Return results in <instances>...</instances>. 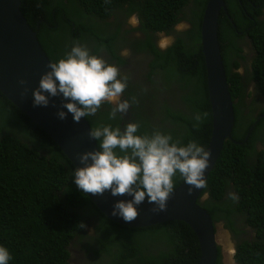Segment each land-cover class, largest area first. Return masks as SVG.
Here are the masks:
<instances>
[{"label": "trees", "instance_id": "obj_1", "mask_svg": "<svg viewBox=\"0 0 264 264\" xmlns=\"http://www.w3.org/2000/svg\"><path fill=\"white\" fill-rule=\"evenodd\" d=\"M206 1L20 0L19 9L50 63L79 43L117 66L121 78L127 76L120 97L130 103L127 114L110 120L114 104L105 103L94 116L84 117L90 130L100 125L123 130L138 123L137 135L160 131L182 145L196 141L206 148L211 118L199 42ZM223 2L216 35L232 100L233 141L223 142L201 191L205 198L197 203L229 230L236 264H264V105L254 114L256 103L264 100L258 98H264V37L253 34V58L244 53L243 37L254 22L264 29V0ZM129 16L136 19L133 27L126 26ZM181 22L189 26L177 30ZM160 35L171 37L163 49L156 43ZM124 48L142 55L144 64L132 62L122 54ZM250 81L253 92L247 93ZM205 112L203 123L194 127L195 115ZM74 173L50 137L0 93V246L9 250V264H76L70 262L74 253L86 259L78 264L197 262V239L186 223L132 227L114 222L78 189ZM182 180L177 173L175 187ZM81 222L86 227L80 228ZM215 264H223L219 247Z\"/></svg>", "mask_w": 264, "mask_h": 264}, {"label": "clouds", "instance_id": "obj_2", "mask_svg": "<svg viewBox=\"0 0 264 264\" xmlns=\"http://www.w3.org/2000/svg\"><path fill=\"white\" fill-rule=\"evenodd\" d=\"M254 27H259V30ZM255 33L264 37V29L256 22L249 26L248 35L243 36L248 45L244 53L252 58L255 54L252 36ZM48 67L51 70L41 76L39 86L32 91L34 106H48L50 97L62 95L65 101H69L63 103L62 107L73 115L75 122L82 117L94 116L105 103L114 104L109 112L110 120H115L118 113L122 114L121 118L127 114L130 103L120 100L128 86L127 76L121 78L117 66L109 64L102 57L91 55L86 46L74 44L65 58L50 63ZM19 84L26 85L27 81L21 79ZM246 90L247 93L253 92L252 81L247 84ZM24 91L26 93L28 89ZM258 98L264 99L259 94ZM245 100L249 102L250 97L246 96ZM256 105L258 108L254 114L264 105V100ZM66 115L62 110L58 112L60 119H65ZM207 116V112L197 113L194 127H199ZM139 128L138 123H128L123 130L112 125L92 128L90 137L100 142L99 148L79 154L78 159L83 167L76 168L74 173V182L83 193L103 196L105 192H110L112 196H132L133 199L120 200L113 206L112 215L126 222L137 219L138 206L146 198L149 204L155 205L151 211H165L167 201L175 190L174 178L177 173L189 185V195L193 189L207 187L205 171L210 165V151L196 141L182 145L179 140L173 141L170 134L160 131H154L151 136L137 135ZM229 198L238 200L235 193H229ZM79 226L86 227L83 222ZM11 258L9 250L0 246V264H9Z\"/></svg>", "mask_w": 264, "mask_h": 264}, {"label": "water", "instance_id": "obj_3", "mask_svg": "<svg viewBox=\"0 0 264 264\" xmlns=\"http://www.w3.org/2000/svg\"><path fill=\"white\" fill-rule=\"evenodd\" d=\"M19 4L20 0H0V93L50 137L74 169L83 167L78 155L98 150L94 139L90 137V127L85 118L75 122L73 115L62 107L63 103L69 102L65 101L62 95L50 97L48 106L33 104L32 91L39 86L41 76L51 70L48 67L50 61L39 45L36 32L24 19ZM220 8L224 9L223 0L206 1L199 30L211 118L210 134L205 148L211 152V157L210 165L205 171V179L219 156L223 142L226 139L232 140V102L216 35ZM21 79L27 81V84L20 85ZM25 88L28 89L26 93ZM61 110L67 113L65 119L58 117ZM188 188L189 185L183 179L167 201L165 211H151L155 205L149 204L146 198L138 206L139 215L132 222L112 215L116 202L131 200L132 196H112L110 192H105L103 196L85 194L105 217L121 225L141 227L168 220L186 223L198 243L199 255L195 264H214L217 248L216 222L211 220L205 209L197 203L205 198V194H201L202 188L193 189L191 195L188 194Z\"/></svg>", "mask_w": 264, "mask_h": 264}, {"label": "rangeland", "instance_id": "obj_4", "mask_svg": "<svg viewBox=\"0 0 264 264\" xmlns=\"http://www.w3.org/2000/svg\"><path fill=\"white\" fill-rule=\"evenodd\" d=\"M135 24H136V19L134 18V16H129L127 19L126 26L133 27V26H135ZM184 27H185V25L181 24V23H178L175 26V28L177 30H180ZM170 41H171L170 36L169 37H163V35H160V38H159L157 43L159 44L158 45L159 47H164L167 44H169ZM128 53H130V55ZM122 54H126L131 59L132 62L144 64L143 62H141L142 60H144V57L142 55H136L133 51H129L127 48L123 49ZM133 72H134V69H133ZM215 239H216L217 245L220 248L221 262L223 264H235L233 262L232 253H231V252H233V240H232V237H231L229 230L226 229L222 225V223H216L215 224ZM78 252L83 255L82 251H78ZM82 261H86V259L84 258V259H82ZM79 263H82V262H79ZM76 264H78V263H76Z\"/></svg>", "mask_w": 264, "mask_h": 264}, {"label": "flooded vegetation", "instance_id": "obj_5", "mask_svg": "<svg viewBox=\"0 0 264 264\" xmlns=\"http://www.w3.org/2000/svg\"><path fill=\"white\" fill-rule=\"evenodd\" d=\"M184 25H185V28L189 26L187 22H184ZM156 43H157V42H156ZM158 45H159V44L157 43V47H158V48L163 49V48L159 47ZM133 52H134V51H133ZM128 54L130 55V53H128ZM132 74H133V73H132ZM132 74H131V75H132ZM79 258L84 259V257H82V256L80 257V255H78L77 253H74V257L70 260V262H71V263H79V260H78Z\"/></svg>", "mask_w": 264, "mask_h": 264}, {"label": "bare ground", "instance_id": "obj_6", "mask_svg": "<svg viewBox=\"0 0 264 264\" xmlns=\"http://www.w3.org/2000/svg\"><path fill=\"white\" fill-rule=\"evenodd\" d=\"M226 246V245H225ZM225 248V247H224ZM232 253V252H231ZM229 261V260H228Z\"/></svg>", "mask_w": 264, "mask_h": 264}]
</instances>
